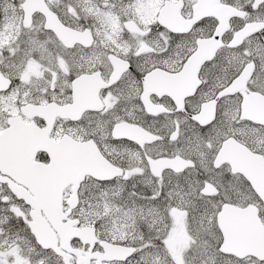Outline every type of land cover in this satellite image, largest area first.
<instances>
[{
    "label": "snow or ice",
    "instance_id": "1",
    "mask_svg": "<svg viewBox=\"0 0 264 264\" xmlns=\"http://www.w3.org/2000/svg\"><path fill=\"white\" fill-rule=\"evenodd\" d=\"M0 264H264V0H0Z\"/></svg>",
    "mask_w": 264,
    "mask_h": 264
}]
</instances>
